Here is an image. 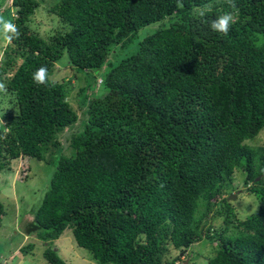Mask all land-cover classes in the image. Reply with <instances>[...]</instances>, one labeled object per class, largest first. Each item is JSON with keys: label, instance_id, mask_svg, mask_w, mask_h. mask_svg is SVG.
I'll return each mask as SVG.
<instances>
[{"label": "trees", "instance_id": "1", "mask_svg": "<svg viewBox=\"0 0 264 264\" xmlns=\"http://www.w3.org/2000/svg\"><path fill=\"white\" fill-rule=\"evenodd\" d=\"M180 2L56 0L50 12L67 31L43 39L29 28L39 3L12 0L19 37L1 57L0 95L16 113L0 125V172L18 159L49 164L63 148L24 228L48 245L47 264H66L49 247L66 229L97 264H166L169 246L181 253L203 240L214 244L206 264H264V147L247 144L264 131V0ZM226 12L236 22L227 35L213 32ZM64 55L102 76V97L78 92L81 119L65 79L52 78ZM41 66L46 85L33 83ZM238 170L259 201L244 220L224 197ZM3 215L0 203V224Z\"/></svg>", "mask_w": 264, "mask_h": 264}, {"label": "rangeland", "instance_id": "2", "mask_svg": "<svg viewBox=\"0 0 264 264\" xmlns=\"http://www.w3.org/2000/svg\"><path fill=\"white\" fill-rule=\"evenodd\" d=\"M36 1L39 3V7L30 18L29 28L31 32L43 39L56 33L66 32V26L60 22L56 15L50 12L56 0ZM11 2L12 0H0V17L12 22L13 16L15 15H12L14 11L11 8ZM203 10H210V8L206 7ZM163 24V22L155 23L141 29L140 33L143 37H147ZM7 44H5L3 39H0V53H2L0 55V66L4 50H10L11 48V44ZM128 50H132V47L129 46L118 57L122 58L124 55L130 54ZM66 63L68 61L66 55H64L59 62L55 63V71L52 78L55 81L65 79L64 87L69 90L68 101L76 111L79 119H81L82 114L79 110L80 98L78 92L81 89L90 98L96 96L102 97L104 94L101 88V83L103 82L102 76L97 73H89V77H87ZM105 67L106 65H104L99 74L105 71ZM93 76H97L95 80H92ZM88 82L92 83L89 88L87 87ZM10 97L8 94L0 95V125L4 114L16 113L15 101ZM75 127L72 126L70 128L71 131L75 130ZM71 131L65 130V133L58 136L59 140L64 142V138L66 139ZM247 144L250 146L264 147V131H261L253 140L248 141ZM67 145L68 141L65 142V146ZM62 149L55 151V157L49 164L33 159H18L11 162L9 170H4L0 173V203L5 207V214L0 224V264H47L43 258V251L48 245L36 238L35 235L24 239L26 233L24 228L30 224L33 207L39 206L44 194L48 190L50 179L55 170L56 159L61 154ZM64 154H69V149L66 147ZM15 173L18 176L16 184L11 178ZM3 176L7 178L2 181L1 178ZM243 179L244 174L242 171H235L232 186L228 189L229 192L227 191L224 194L226 198L232 194L236 196L235 199L227 202L231 204L236 216L235 218L240 220L255 215L259 208L258 199L254 194L248 193L249 190L244 186ZM212 215L208 220L209 225L212 228H219L222 223V218L212 219ZM209 242L203 240L198 244L190 246L181 253L169 246V252L166 253L162 261L167 264V262H171L176 257H180L174 264H206L207 260L214 256V244ZM23 247L25 249L22 253ZM49 247L55 252L57 249L56 253L66 264H97L88 251L76 245L70 229H66L59 239L49 244Z\"/></svg>", "mask_w": 264, "mask_h": 264}, {"label": "clouds", "instance_id": "3", "mask_svg": "<svg viewBox=\"0 0 264 264\" xmlns=\"http://www.w3.org/2000/svg\"><path fill=\"white\" fill-rule=\"evenodd\" d=\"M228 3L231 7H235L233 0H228ZM180 0H177V7H182ZM198 15L204 17L206 15L205 11L202 9L199 11ZM236 17L231 12H226L219 15L214 20H211L209 23V28L216 33L227 35L230 26L236 22ZM19 37V29L11 21L5 20L3 17H0V39H3L5 44L10 43L14 38ZM2 55V53H0ZM33 83L37 85H46L49 79L48 69L44 66H41L39 69L32 73ZM4 90V85L0 83V91ZM231 201V200H227ZM26 235V234H25Z\"/></svg>", "mask_w": 264, "mask_h": 264}, {"label": "crops", "instance_id": "4", "mask_svg": "<svg viewBox=\"0 0 264 264\" xmlns=\"http://www.w3.org/2000/svg\"><path fill=\"white\" fill-rule=\"evenodd\" d=\"M2 171H4V170H2ZM2 171H1V172H2ZM1 172H0V173H1ZM6 178H7V177L3 176L1 179H2V181H3V180H5ZM11 178H12V181H13V182L15 181V184H16V182L18 181V176H17V174L15 173L14 176H11ZM15 184H14V185H15ZM3 209H5L4 206H3ZM4 214H5V213H4ZM3 216H4V215H3ZM2 218H3V217H2ZM27 227H28V226H27ZM25 231H26V230H25ZM29 236L31 237V235H25L24 239H25L26 237H29Z\"/></svg>", "mask_w": 264, "mask_h": 264}, {"label": "water", "instance_id": "5", "mask_svg": "<svg viewBox=\"0 0 264 264\" xmlns=\"http://www.w3.org/2000/svg\"><path fill=\"white\" fill-rule=\"evenodd\" d=\"M260 180V178H257L255 182H258ZM235 195H231L230 197L227 198V200H232V199H235Z\"/></svg>", "mask_w": 264, "mask_h": 264}]
</instances>
